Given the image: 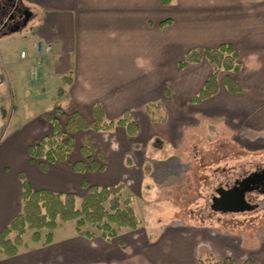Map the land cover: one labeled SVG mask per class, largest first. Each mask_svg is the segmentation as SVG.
Returning <instances> with one entry per match:
<instances>
[{
	"label": "crops",
	"instance_id": "crops-1",
	"mask_svg": "<svg viewBox=\"0 0 264 264\" xmlns=\"http://www.w3.org/2000/svg\"><path fill=\"white\" fill-rule=\"evenodd\" d=\"M27 3L35 12L37 36L55 45L52 56L43 60L45 67L36 86L44 97L50 96L45 109L50 108L19 120V111L15 110L18 107L15 98H19L17 80L14 76L9 78L0 63V100L7 117L0 134V233L22 209V177L35 189L76 195L86 189L82 184L84 178L99 186L124 182L135 194L137 176L139 189L142 174V169L140 176L137 174L134 158L140 145L137 137L154 124L165 125L170 117L167 103L179 107L192 101L212 74L205 59L179 68V62L192 49H214L231 43L240 53L242 67L237 78L242 92L231 94L221 84L219 92L203 104L221 94L230 98L247 93H251L243 101L247 106L259 107L261 101L264 103V95L260 94L264 92V0H27ZM68 74L72 80L65 83L63 75ZM61 87L65 89L63 96L59 95ZM168 87L170 97L164 99ZM95 103L102 104L108 120H116L130 110L139 126L137 136L132 137L122 126L113 131L81 130L75 135V149L69 161L55 162L42 170L39 161L31 159L29 146L53 131L49 115L62 108L67 114L79 111L91 120ZM148 103L162 105L167 116L165 122L152 120L145 108ZM84 138H91L106 155L104 170L86 173L74 170V161L83 159L80 148ZM89 240L82 242L77 238L72 248L54 243L55 259L68 260L69 264H90L88 256L95 251ZM127 243L125 255L130 259L137 257V241ZM20 252L9 256H17V261L0 264L53 261L51 254L43 257L42 252ZM132 261L135 264L137 260ZM149 263L153 264L150 260Z\"/></svg>",
	"mask_w": 264,
	"mask_h": 264
},
{
	"label": "rangeland",
	"instance_id": "rangeland-1",
	"mask_svg": "<svg viewBox=\"0 0 264 264\" xmlns=\"http://www.w3.org/2000/svg\"><path fill=\"white\" fill-rule=\"evenodd\" d=\"M30 23L23 32L0 42L1 70L17 80L19 98H15L18 105L15 110L19 111V120L50 108L45 109L50 96L44 97L37 87L38 76L45 67L43 60L52 54L43 55L40 61L21 58L24 48L36 53V44L45 42L37 36V23ZM168 89L164 99L170 97ZM247 94L251 97V93ZM247 94L230 98L221 94L199 106L191 100H184V105L179 107L167 103L169 121L165 125L154 124L151 130L137 137L140 145L134 158L139 176L142 169L139 189L137 176V192L134 194L127 187L122 194V197L131 195L133 202L136 195L134 207L142 223L138 229L119 230L110 243L100 236L89 240L95 251L88 256L90 264H134L132 259L137 260L135 264H150L149 260L153 264H219L227 258L235 259V264H243L248 258L257 264L264 263V206L257 213L243 214H227L211 208L212 197L220 185L232 184L264 164V103L261 101L259 107L247 106L243 102ZM1 102L0 134L7 118ZM56 109H60L61 118L59 115L65 111ZM56 109L49 118L57 115ZM86 193L87 189L80 191L78 200ZM85 229L97 235L101 233L94 225ZM46 232L42 230L43 234ZM54 233V242L44 245L35 242L33 230L28 229L24 234L27 247L21 246L20 253L42 252L43 257L51 254L53 261L48 264H69L68 260L55 259L54 243L72 248L75 239L82 242L88 239L79 234L75 221L62 223ZM129 240L137 241V257L132 259L124 252ZM16 257L0 252L2 262H15Z\"/></svg>",
	"mask_w": 264,
	"mask_h": 264
},
{
	"label": "trees",
	"instance_id": "trees-1",
	"mask_svg": "<svg viewBox=\"0 0 264 264\" xmlns=\"http://www.w3.org/2000/svg\"><path fill=\"white\" fill-rule=\"evenodd\" d=\"M168 21L163 22L165 24ZM206 59L211 67L212 74L205 81L203 88L192 98L193 103L200 104L216 95L221 84L231 94L242 92V86L237 78L242 63L239 51L231 43H223L211 49H192L185 59L179 62V68L184 69L189 63H199ZM224 73V75H222ZM65 83H70L72 75H63ZM65 89H59L63 96ZM146 111L155 122H165L166 113L160 103H148ZM50 116L53 131L37 139L29 146V155L32 160H38L42 170H47L55 162L69 161L75 149V135L81 130L113 131L117 126L124 127L132 137L137 136L139 126L133 113L126 110L116 120H108L101 103H95L92 110V119L89 120L79 111L68 114L62 112ZM65 118L63 121L62 118ZM83 159L74 161L73 168L77 172L104 170L106 155L100 151L91 138H84L81 145ZM22 209L20 213L0 233V252L7 256H15L21 246H26L24 234L28 229L33 230L32 238L35 242L44 245L54 241V231L68 221H75L79 234L90 239L100 236L111 241L118 235L119 230L130 228L138 229L141 220L138 217L133 197H122L126 188L124 182L99 186L90 184L83 179L86 195L78 200L73 192L61 193L48 189H35L25 177H22ZM88 225H94L101 233L86 230ZM42 230H46L45 234ZM235 259L227 258L219 264H235ZM243 264H257L252 259H246ZM264 264V263H261Z\"/></svg>",
	"mask_w": 264,
	"mask_h": 264
},
{
	"label": "flooded vegetation",
	"instance_id": "flooded-vegetation-1",
	"mask_svg": "<svg viewBox=\"0 0 264 264\" xmlns=\"http://www.w3.org/2000/svg\"><path fill=\"white\" fill-rule=\"evenodd\" d=\"M35 12L29 7L27 0H0V42L1 40L19 34L26 30L33 21ZM34 24V23H33ZM225 188L226 191L238 188V194L245 190V203L229 201L221 198L217 190ZM213 198H218L217 210L213 208ZM220 198V199H219ZM264 206V164L258 165L254 169L234 180L232 184L220 185L216 189V194L212 197L211 208L214 211L232 213H257ZM237 211H229L231 208H238Z\"/></svg>",
	"mask_w": 264,
	"mask_h": 264
},
{
	"label": "built area",
	"instance_id": "built-area-1",
	"mask_svg": "<svg viewBox=\"0 0 264 264\" xmlns=\"http://www.w3.org/2000/svg\"><path fill=\"white\" fill-rule=\"evenodd\" d=\"M55 51V45L52 42H39L36 44V53L34 51L25 48L21 51V58L23 60H29L32 58H38L40 61L43 58V55H51Z\"/></svg>",
	"mask_w": 264,
	"mask_h": 264
},
{
	"label": "water",
	"instance_id": "water-1",
	"mask_svg": "<svg viewBox=\"0 0 264 264\" xmlns=\"http://www.w3.org/2000/svg\"><path fill=\"white\" fill-rule=\"evenodd\" d=\"M239 189L238 188H235V189H232L230 191H226L225 188L221 187L217 190L218 194L220 195L221 198H224L226 199L227 202L229 201H234V202H244L245 203V200H244V196H245V190L244 189L243 191H241L240 194L237 193ZM217 199L218 198H213V208L217 210V205L215 204L217 202ZM220 199V198H219ZM241 208L238 207V208H231V209H228L229 211H237V210H240Z\"/></svg>",
	"mask_w": 264,
	"mask_h": 264
}]
</instances>
